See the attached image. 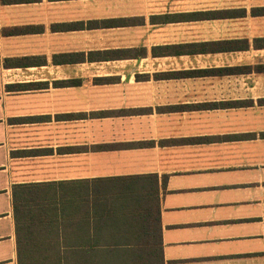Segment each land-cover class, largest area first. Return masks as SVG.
Listing matches in <instances>:
<instances>
[{
    "label": "crops",
    "instance_id": "obj_1",
    "mask_svg": "<svg viewBox=\"0 0 264 264\" xmlns=\"http://www.w3.org/2000/svg\"><path fill=\"white\" fill-rule=\"evenodd\" d=\"M138 176L163 264H264V0H0V264L12 186Z\"/></svg>",
    "mask_w": 264,
    "mask_h": 264
},
{
    "label": "trees",
    "instance_id": "obj_2",
    "mask_svg": "<svg viewBox=\"0 0 264 264\" xmlns=\"http://www.w3.org/2000/svg\"><path fill=\"white\" fill-rule=\"evenodd\" d=\"M11 206L17 264H163L155 176L14 185Z\"/></svg>",
    "mask_w": 264,
    "mask_h": 264
}]
</instances>
